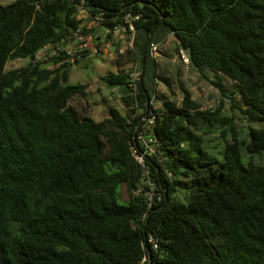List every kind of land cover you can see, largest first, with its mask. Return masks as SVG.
I'll return each instance as SVG.
<instances>
[{
  "label": "trees",
  "instance_id": "1",
  "mask_svg": "<svg viewBox=\"0 0 264 264\" xmlns=\"http://www.w3.org/2000/svg\"><path fill=\"white\" fill-rule=\"evenodd\" d=\"M82 3L108 19L141 15L133 48L119 54L113 46L117 70L102 79L119 90L125 111L110 106L102 121L71 104L90 96L89 84L70 83L82 60L33 62L79 28ZM170 39L189 59L188 68L172 63L177 80L149 51L156 43L167 57ZM16 60L29 63L6 71ZM136 66L142 76L134 91ZM186 69L218 93L215 109L194 98ZM217 128L231 136L222 160L205 149ZM142 133L156 141L146 164L163 195L146 229L145 198L132 194L143 169L131 147L144 152ZM263 157L264 0L0 6V264H264ZM123 186L129 200L120 204Z\"/></svg>",
  "mask_w": 264,
  "mask_h": 264
},
{
  "label": "built area",
  "instance_id": "2",
  "mask_svg": "<svg viewBox=\"0 0 264 264\" xmlns=\"http://www.w3.org/2000/svg\"><path fill=\"white\" fill-rule=\"evenodd\" d=\"M141 15H133L128 13L121 18H106L105 12H91L83 3L79 6L77 19L81 22L79 28L75 30L68 40L60 45L45 46L36 55L33 62L43 63L52 58L61 59L67 63L76 64V61L85 59L84 53L89 52L88 57L97 55H106L110 58L109 49L115 45L119 48V54H124L126 50L132 49L134 44L135 26L134 22L140 19ZM112 23L111 27L107 26ZM87 31V32H86ZM105 46V47H104ZM105 48L107 51L105 52ZM151 56L154 58L160 57L159 46L156 43H151L149 46ZM104 53V54H103ZM175 64H180L185 68L189 66L187 55L180 51L172 60ZM142 70L139 66L134 67L129 71L130 87L136 91L137 83L141 80ZM155 125V117L147 120L145 131H148ZM139 140L144 146V152L139 155L135 147H131L132 155L136 161L142 166L143 174L139 188L134 190V196L143 195L147 205V211L142 217V221L146 218L153 207L162 202L163 195L159 190L157 182L151 176L149 166L146 164V156L155 154L156 141L153 137H147L143 133ZM153 242V239H150ZM157 249V244L154 245ZM146 258H144V261Z\"/></svg>",
  "mask_w": 264,
  "mask_h": 264
},
{
  "label": "rangeland",
  "instance_id": "3",
  "mask_svg": "<svg viewBox=\"0 0 264 264\" xmlns=\"http://www.w3.org/2000/svg\"><path fill=\"white\" fill-rule=\"evenodd\" d=\"M14 0H0V6H5L13 2ZM173 39V38H172ZM170 39L165 46L164 52L167 53V57L163 55L160 56V63L164 64L168 72L172 74L177 80L178 68L173 66L171 59L175 57L176 52L173 46V40ZM105 47V46H104ZM117 50V45L114 46ZM114 47L109 49L110 58L106 55H97L96 57H86L82 62L74 66L71 69L70 83L71 84H89L90 96L88 98V103L86 104L82 100H76L72 102L78 110L83 114L93 117L96 121H102L107 117V111L110 106L116 107L122 112H124V106L120 99V92L118 89L108 90L105 88L103 83V77H105L109 72H116L117 68L113 65L114 56L116 50ZM107 48H105V52ZM104 54V53H103ZM169 62V64L167 62ZM29 60H16L11 61L6 66V71L19 69L27 66ZM183 79L186 81L188 87L194 94L195 99H200L204 103V108L215 109L219 104L218 93L211 88L206 82L199 79V75L193 71L186 69L183 72ZM158 106V105H156ZM86 109V110H85ZM139 114L142 111L138 112ZM241 132L247 133L249 125L246 122L237 121ZM231 141L230 134L226 136L222 135L220 128H217L213 133L206 136L205 149L216 156L219 160L223 159V150L227 142ZM259 162V159H257ZM261 163L264 164V157L261 159ZM120 204H125L129 200V193L125 186L121 188Z\"/></svg>",
  "mask_w": 264,
  "mask_h": 264
},
{
  "label": "water",
  "instance_id": "4",
  "mask_svg": "<svg viewBox=\"0 0 264 264\" xmlns=\"http://www.w3.org/2000/svg\"><path fill=\"white\" fill-rule=\"evenodd\" d=\"M155 27H156V26H155ZM155 27H154V28H155ZM154 28L150 31L149 39H148V42H147V44H146V49H147V47H148V43L151 41V39H152V37H153ZM144 54H146V51H145ZM153 212H154V209L151 210V211L149 212V214H148V216H147V218H146V221H145V229L147 228V226H148V224H149V221H150V218H151ZM149 264H151V261L149 262Z\"/></svg>",
  "mask_w": 264,
  "mask_h": 264
}]
</instances>
